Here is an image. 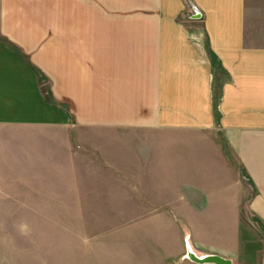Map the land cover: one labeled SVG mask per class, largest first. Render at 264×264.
<instances>
[{"label": "crops", "instance_id": "obj_1", "mask_svg": "<svg viewBox=\"0 0 264 264\" xmlns=\"http://www.w3.org/2000/svg\"><path fill=\"white\" fill-rule=\"evenodd\" d=\"M143 139L150 169L165 152L171 171L156 203L235 227L120 230L131 264H196L187 241L264 264V230L238 222L264 218V0H0V202L12 203L16 156L35 167L34 140L40 157L45 143L118 149L141 171Z\"/></svg>", "mask_w": 264, "mask_h": 264}, {"label": "rangeland", "instance_id": "obj_2", "mask_svg": "<svg viewBox=\"0 0 264 264\" xmlns=\"http://www.w3.org/2000/svg\"><path fill=\"white\" fill-rule=\"evenodd\" d=\"M43 91L49 97L45 86ZM145 141L144 168L136 171L134 156H120L118 149L105 158L45 143L40 157L41 144L34 140L35 167L24 165L29 157L16 156L12 203L0 202V264H131L120 247V230H234L232 218H176L156 203L171 195L163 183L171 171L165 152L150 169ZM175 165L183 168L182 162ZM238 222L241 230H264L256 212Z\"/></svg>", "mask_w": 264, "mask_h": 264}, {"label": "water", "instance_id": "obj_3", "mask_svg": "<svg viewBox=\"0 0 264 264\" xmlns=\"http://www.w3.org/2000/svg\"><path fill=\"white\" fill-rule=\"evenodd\" d=\"M195 11L194 17H200V12L198 9L193 6ZM186 258L191 262L196 264H232V262L226 258H223L218 255H206V256H197L191 249L190 244L187 241V253Z\"/></svg>", "mask_w": 264, "mask_h": 264}]
</instances>
